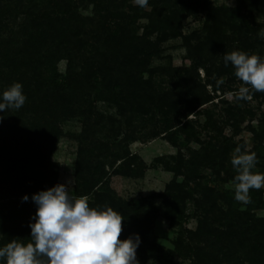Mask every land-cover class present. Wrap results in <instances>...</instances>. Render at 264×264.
Wrapping results in <instances>:
<instances>
[{
  "label": "trees",
  "instance_id": "16d2710c",
  "mask_svg": "<svg viewBox=\"0 0 264 264\" xmlns=\"http://www.w3.org/2000/svg\"><path fill=\"white\" fill-rule=\"evenodd\" d=\"M3 2L0 0V7L5 5L6 8H11L12 4L20 3L23 9L19 12L26 15L25 23L15 26L11 21L12 14L8 13L6 8H3L5 13H0V95L13 83H22L27 97L25 104L20 108L23 115L29 111L38 114L42 107L53 109L59 105L71 115H76L77 109L73 106L72 98L62 91L61 83L58 82L59 75L48 79L43 75L44 66L63 57L68 58L70 64H76L84 50L91 45L97 49L101 48L96 45L101 44L105 47V50L101 51V58H86V71L81 78L85 77L87 82L94 86L92 81L98 74L118 72V78L114 74L113 77L114 87L120 96L117 105L121 115H126L128 110L143 118L149 114L162 115L168 131L166 138L178 146L179 134L182 130L184 132V128L169 132L173 123L182 118L187 119L200 107L214 100V96L207 90L208 85L213 86L214 91L223 90V86H217V80L228 76L233 82L237 78L233 66H225L224 54L239 50L264 57V39L258 35L264 30V22H258L256 19V13L264 9V0H241L240 5L235 8L214 6L211 0H149L150 12L140 6L130 5L132 10L129 11L124 1L118 3L116 0H106L101 4L103 13L101 12L100 20L92 31L94 44L87 38L89 32L85 28L86 22L78 13L75 0ZM200 11H207L203 28L189 35L184 34L183 21ZM140 16L149 20L142 35L137 34L134 26ZM89 20L95 23V20ZM154 36L155 39H152ZM179 37L188 48L192 66L183 68L178 74L179 86L158 93L152 81L157 73V70L151 67L153 59L161 56L164 43ZM201 68L206 73L205 83L199 76ZM146 71L150 74L148 78H145ZM247 86L250 89L249 97L261 98L264 101V92H256L250 85ZM185 95L190 99H186ZM7 111L10 112L11 109ZM228 112L237 120V116L243 114L244 108L237 104L231 106ZM110 121L111 130L119 136L122 128L116 123L120 122L114 117H111ZM28 123L22 124V135L8 130L4 124L0 127V162L9 163L6 168L0 170V247L12 240L30 242V223L33 222L37 211V205L31 196L58 184L61 165L51 159L49 152L57 146L60 131L49 124L39 126L32 122L29 126ZM129 123L131 124V120ZM40 128L44 131H39ZM216 128L219 131V127ZM256 134L264 135V130ZM128 145H124V151L129 161L115 168L113 174L141 176L143 172L140 166L143 161L138 155L130 152ZM100 146L109 149L107 144ZM94 155V149L80 146L76 161L75 196L86 197L92 207L111 206L119 211L124 218L120 238L139 234L141 244L137 252L145 250L148 244L147 235L152 229L154 216L159 211L164 209L171 226H182L186 203L193 200L197 206L204 208V212L200 214L201 220L197 230H187L189 241L183 236L177 239L176 249L180 253L190 255L195 264H208L209 261L218 264L221 261L219 256L212 254L204 246L214 242L224 244L236 239V243L241 247L251 243L252 255L249 261L252 264L264 263V227L251 222L240 234L213 228V222L217 221V218L213 217V210L218 207V202L212 200L211 196L216 189L207 186L203 199L210 203V207L206 208L201 205L204 201L195 196L194 188L190 184V181H193L200 186L198 179L202 175L197 170L199 165L213 169L218 176L222 172L228 177L232 176L234 173L229 169L228 146L219 150L206 147L203 153H196L189 163L180 158L176 175L184 174L185 180L180 182L177 176L174 177L167 184L165 191L158 194L163 198L160 205L155 203L154 196L129 200L119 197L108 183L105 167L94 161L95 157L102 155ZM36 163L39 165L37 173L27 174L25 167L34 168ZM18 165L22 175L18 174ZM26 194L29 200L23 201L22 197ZM219 197L227 201L225 194ZM255 201L260 203L262 200L251 198V205ZM244 215L249 213L245 212ZM250 219L252 221V218ZM229 226L233 227L234 224ZM202 242L204 244H201ZM151 253L154 254L153 250ZM0 264L6 262L0 260Z\"/></svg>",
  "mask_w": 264,
  "mask_h": 264
},
{
  "label": "rangeland",
  "instance_id": "374dc122",
  "mask_svg": "<svg viewBox=\"0 0 264 264\" xmlns=\"http://www.w3.org/2000/svg\"><path fill=\"white\" fill-rule=\"evenodd\" d=\"M3 1L5 4L6 0ZM75 1L78 4V13L86 22L85 28L89 32L87 38L91 44H94L95 41L91 37L93 35L92 31L96 28L97 21L100 20L101 4L105 3L106 0ZM116 1L118 3L126 2V9L129 11L132 10L129 5L138 6L135 0ZM240 3L241 0H211V4L214 6L231 8L239 6ZM3 8H6L5 5L0 7V13H5ZM6 9L8 13L12 14L11 21L15 26L25 23L26 15L20 13L23 9L20 3L12 4L11 8ZM144 10L150 12L151 6L148 5ZM206 15L207 11H200L197 15L186 18L182 23L183 33L189 35L195 30H201ZM89 18L95 20V23H92ZM256 19L258 22H264V9L256 13ZM148 22V18L142 16L135 21L134 26L138 35L143 34L144 26ZM152 39H155V36ZM96 45L101 46V48H98V50L93 45L89 46L83 51V55L76 63L77 65L75 63L70 64L69 59L63 57L59 60L55 59L51 64L44 66L43 75L48 79L59 75L58 82L61 83L62 91L72 98L73 106L77 109L76 115H71L61 105L53 109L42 107L38 114L29 111L23 115L20 109H11L10 112H0V117H2L0 127L4 124L8 130L10 129L18 135H22L21 126L24 122H29V126L32 122L39 126L49 124L59 130L57 146L49 152V156L61 165L58 183L67 184L73 195H75L76 186V161L80 146H84L85 148L94 149V156L99 153L102 155L95 157L94 161L105 167L108 183L119 197L129 200L135 197L154 196L157 205H160L163 201V198L158 194H162L167 184L177 176L176 170L179 167L180 158H184V161L189 163L196 153H203L206 147H215L219 150L228 146V164L234 176L228 177L224 172L218 176L213 169L199 165L197 170L202 175L198 179L200 186L198 187L196 182L190 181L195 196L202 198L204 202L201 205L207 208L210 207V203L203 199L204 192L208 189L207 186L216 189V192L211 196L212 200L218 202V207L213 210V217L217 218V221L213 222V228L240 234L251 222L259 223L261 227H264V188L250 190V197L260 198L262 200L260 203L255 201L251 205L252 203L242 204L237 202L234 199V177L238 173L231 164L235 149L238 146H246L249 151L257 154L258 163L255 171L264 174V135L259 136L256 134L264 130V101L261 98L253 99L252 97L247 100L237 99L239 89L248 86L238 78L233 82L228 79V76L221 78L224 80L221 85L223 90L214 91L213 86H207V90L214 96L212 102L200 107L187 119L182 118L180 121L173 123V127L169 132L176 128H184V132L182 130L179 134V144L175 146L166 138L168 131L166 130V121L162 115L152 116V114H149L143 118L129 110L126 115H121L117 105L120 96L114 87L115 77L118 78L119 76L118 72L104 75L97 73L98 75L92 81L95 84L94 86L87 82L85 77L81 78L86 71V58L99 60L101 51L105 50L103 45ZM221 60L222 58L219 59V62ZM191 66L192 60L182 38L171 39L164 43L161 56L155 57L151 65L152 68L157 70L152 78L157 92L163 93L179 86L178 74L183 68ZM113 74L115 77H113ZM149 76V72L146 71L145 78ZM199 76L205 83L206 73L204 69H199ZM65 84H68L69 87ZM185 98L190 99L188 95H185ZM237 104L243 106L244 112L242 115L237 116V120H234L228 110L231 106ZM89 110H92V112H89ZM111 117L120 122L116 123L117 126L120 125L122 128L119 136L111 130ZM130 120L131 124L129 123ZM217 126L219 131L216 128ZM28 128L32 129L31 127ZM132 130L135 132H132ZM39 131L44 130L40 128ZM126 143L129 144L130 152L138 155L143 161V165L140 166L141 172H143L141 176L132 177L113 174L115 168L122 166L123 162L129 161L124 151ZM101 144H107L109 149L102 148ZM8 164L6 161H1L0 170L6 168ZM38 166V163H36L34 168L25 167L27 169L26 173L29 175L36 174ZM16 167L18 174L22 175L19 172L21 170L20 165ZM177 179L182 182L185 180V175H178ZM221 194L226 195L227 201L219 199ZM186 204L182 226H171L165 216L164 209L154 216L152 229L147 235L148 244L144 251L137 252L139 264H195L190 255L182 254L176 249V241L181 236L186 237L185 239L189 241L187 230H197L201 220L200 214L204 212V208L197 206L193 200L187 201ZM245 212L249 215L245 216ZM250 218H252V221H250ZM229 224H234V226L230 227ZM235 240L224 244L209 243L204 248L219 256L221 261L218 264H252L249 261L252 255L251 243L241 247ZM152 250L154 254L151 253ZM208 264L213 263L209 261Z\"/></svg>",
  "mask_w": 264,
  "mask_h": 264
},
{
  "label": "clouds",
  "instance_id": "9594fccd",
  "mask_svg": "<svg viewBox=\"0 0 264 264\" xmlns=\"http://www.w3.org/2000/svg\"><path fill=\"white\" fill-rule=\"evenodd\" d=\"M141 8L149 0H135ZM264 39V30L259 32ZM224 64H231L235 76L256 92H264V57L244 51L225 53ZM219 87L223 79L216 81ZM249 87H241L237 99H249ZM23 85L13 83L0 95V112L19 110L26 102ZM2 120V117H0ZM257 154L238 146L231 159L237 171L234 199L251 203L250 190L264 188V174L255 171ZM23 201H28L26 194ZM37 211L30 223L31 240H12L0 247V260L6 264H139V234L121 239V213L111 206H90L84 196L76 197L65 183H58L31 196Z\"/></svg>",
  "mask_w": 264,
  "mask_h": 264
}]
</instances>
